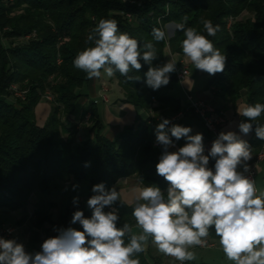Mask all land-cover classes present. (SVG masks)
Listing matches in <instances>:
<instances>
[{
    "label": "trees",
    "instance_id": "1",
    "mask_svg": "<svg viewBox=\"0 0 264 264\" xmlns=\"http://www.w3.org/2000/svg\"><path fill=\"white\" fill-rule=\"evenodd\" d=\"M246 12L252 17L239 21ZM101 19L115 20L119 31L135 38L141 50L149 41L156 48L157 58L151 65L141 60L142 68L128 73L139 79L128 80L119 72L113 76L125 94V102L135 108L167 116L182 111L181 100L172 94L178 82L176 74L171 73L170 82L158 90L147 86L145 74L150 66L165 64L166 47L183 55V32L176 28L171 38L166 35L164 41L156 42L152 30L166 32L168 25L185 22L186 28L207 35L202 20L219 25L216 35L208 39L226 56L224 71L211 75L206 89L215 99L233 106L241 103L244 95L246 105L264 104V0H140L135 4L130 0H0V212L27 210L32 196L41 194L33 219L37 228L50 226L48 238L57 236L58 229L69 228L78 210L85 218L91 217L83 207L67 201L55 221L59 206L53 202L52 193L58 184L88 183L90 197L96 194L94 185L103 183L110 190L121 179L132 177L144 187H159L165 194L168 188L156 172L162 153L156 143L157 117H150L143 126L126 127L115 140H109L96 103L84 104L95 78L88 79L73 61L80 51L92 46L87 37ZM27 38L30 40L22 42ZM13 85L28 90L26 101L9 102ZM48 92L54 96L55 108L40 126L36 110ZM80 108L84 111L81 115L92 114L88 132L94 134L93 139L88 136L82 143L76 140V127L64 121L77 115ZM241 122L253 124L246 142L256 159L264 141L256 137L255 127L264 125V113L256 121L241 116ZM180 126L192 129L187 122ZM190 135H195L193 130ZM172 140L178 148L187 142L186 138ZM214 164L210 157L209 167L214 168ZM113 207L118 210V227L125 222L135 225L134 205L116 201ZM208 238L219 239L214 229L209 230ZM134 258L140 264H153L145 251Z\"/></svg>",
    "mask_w": 264,
    "mask_h": 264
},
{
    "label": "clouds",
    "instance_id": "2",
    "mask_svg": "<svg viewBox=\"0 0 264 264\" xmlns=\"http://www.w3.org/2000/svg\"><path fill=\"white\" fill-rule=\"evenodd\" d=\"M185 22L176 25L184 35L183 55L195 69L209 75L223 72L226 56L208 39L216 35L219 25L202 20L204 35L196 28H186ZM152 37L156 42L164 41L166 32L153 28ZM87 41L92 46L80 51L73 64L88 79L99 78L101 70L107 77L119 72L128 80L139 79L128 73L139 71L141 60L151 65L157 58L151 41L141 50L135 38L119 31L115 20L101 19ZM175 66L174 59L162 66H150L145 74L147 86L153 90L166 86ZM262 113L261 103L238 109L248 121H256ZM169 124L163 119L156 128V143L162 148L156 172L168 188L166 194L154 185L133 189L135 226L128 222L117 226L119 215L113 205L121 200V193L115 187L106 190L103 183L97 184L92 188L96 194L87 200L91 217L85 218L79 210L72 216L71 223L78 222L83 231L58 229L59 234L45 239L35 253L27 252L15 239L0 237V264H140L134 257L145 251L149 241L160 253L184 264L196 259L189 249L205 246L210 229H214L231 264H264V192L257 194L255 182L246 175L252 159L249 144L234 131H222L205 155L202 134L190 135V127L169 128ZM238 127L244 135L253 131L251 122H241ZM255 135L264 141V125H256ZM173 137L186 138L187 142L169 151L174 147ZM210 157L214 168L209 167ZM77 201L74 198L73 202ZM106 207L110 208L107 212Z\"/></svg>",
    "mask_w": 264,
    "mask_h": 264
},
{
    "label": "crops",
    "instance_id": "3",
    "mask_svg": "<svg viewBox=\"0 0 264 264\" xmlns=\"http://www.w3.org/2000/svg\"><path fill=\"white\" fill-rule=\"evenodd\" d=\"M175 30L176 25L174 24L173 26H170V28H168V31L166 32L168 39L174 35ZM170 59H174L176 61V70L173 72L174 74L185 66H188L190 69V76L181 82L178 81L176 84V86H178L181 91L179 97L174 95V90L172 91V94L175 97L179 98L182 104L187 103V96L189 94H192L204 101H212L217 108L225 113L227 117V124L223 128V132L234 131L238 136H240L241 139L245 141L249 140L251 136L249 134L244 135L243 133H241L238 127L239 117H241L238 114V109L246 106L247 95H244L243 101L237 106L226 104L220 99H215L212 92L206 89L208 80L212 77L211 75L205 76L203 75L202 71L197 69L198 75H202L206 79V83H199L197 78L192 77V70L194 65L190 61H188L184 55L172 52V50L168 46L165 49V63H167ZM101 72V76L99 78H95L94 82H92L89 90V98L85 100L84 104L86 103L87 105L90 102L96 103L100 111L101 121L104 125V134L109 140H115L126 127L143 126L150 118V114L146 110L137 109L133 105L126 103L125 94L114 77H107L103 73V71ZM106 85H109L108 93H105L103 90V86ZM104 96L106 99H104ZM38 108L39 106L37 107V110ZM37 110L36 115L38 112ZM82 112L84 111L82 108H80L78 110V114L75 117L79 118ZM140 121L143 122V124L139 123ZM44 122H42V124ZM184 122L191 124L192 130L195 134L200 133L203 135L205 151L206 153H208L216 137L210 134L205 129L202 122L196 117L188 116V118ZM88 131L89 130L86 129L83 132V137L86 139L88 136H90V138L93 139L94 134L89 133ZM178 149L179 148L174 145V147H171L169 151H176ZM254 163L255 156H252V159L248 161L250 170L254 167ZM260 176H263L264 178V164L260 167V172L257 178H259ZM76 184L77 183H75L74 181H70L66 184H63L64 190H61L60 188L56 189L52 193L53 202H55L61 209L65 202L71 201L74 206H81L86 211L92 212V210L87 206V201H85L90 198V191L88 196L84 193L79 194L76 188ZM113 187H115L116 190L121 193V202L133 206V189L138 187L142 188L144 186L138 181L137 178L132 177L121 179ZM256 187L258 190L257 194H259L260 192H264V185L262 186V188H260V185H258V179ZM67 188H70L71 190L67 191ZM42 198L43 197L41 196V194H36L27 210L18 212L3 210L0 212V223L15 226L17 234L13 239H15L18 243H22L25 247V250L29 253L40 251L41 245L45 240V235L47 236L45 228H37L34 225V219L32 216V214L38 208L39 201ZM74 198H78V201L76 203L73 202ZM59 215L60 213L56 217L54 216L55 221L59 217ZM71 221L72 219L69 222V227L75 228L80 231V227L76 223H71ZM134 231L138 232L139 229H136L134 227ZM207 240L214 244V247L203 249L199 246H196L190 248L189 250L195 253L196 259L193 261H185L184 264H187L188 262L194 264H231V262L228 261L224 256V253L219 245V239L207 238ZM145 252L147 258L153 264L155 262H158L159 264H181V262L176 261L174 258L160 253L157 248L151 243V241H149Z\"/></svg>",
    "mask_w": 264,
    "mask_h": 264
},
{
    "label": "built area",
    "instance_id": "4",
    "mask_svg": "<svg viewBox=\"0 0 264 264\" xmlns=\"http://www.w3.org/2000/svg\"><path fill=\"white\" fill-rule=\"evenodd\" d=\"M135 4V3H132ZM130 18V16H128ZM176 78L178 81H183L190 76V69L188 66H185L178 70L176 73ZM15 90L18 94V98L25 100L28 95V90H21L19 86L16 85ZM106 93L107 90L104 89ZM45 99L49 102L54 101V96L50 95V92L45 94ZM104 99L105 96H104ZM182 111L178 114L167 116L161 115L158 117L159 122L161 123L163 119H168L170 124L168 127L170 128L172 125H181L188 116L196 117L200 120L205 127V129L212 134L214 137H218L219 133L223 131V128L227 124V117L225 113L216 107V105L211 101H204L192 94L187 96V103L182 104ZM154 114V112H153ZM90 115V114H88ZM88 115H81L78 121L72 120V123L80 126L84 123H88ZM264 148V147H263ZM264 164V155H258L256 157V170L253 173H247L254 182L255 186L257 185V177L260 172V167ZM257 188V187H256ZM258 191V190H257ZM17 234V230L10 224L0 223V237L4 239H13ZM200 248L207 249L214 247L210 241L207 240L205 246H199Z\"/></svg>",
    "mask_w": 264,
    "mask_h": 264
},
{
    "label": "rangeland",
    "instance_id": "5",
    "mask_svg": "<svg viewBox=\"0 0 264 264\" xmlns=\"http://www.w3.org/2000/svg\"><path fill=\"white\" fill-rule=\"evenodd\" d=\"M138 1H140V0H137V2ZM130 2L131 3H136V0H130ZM250 17H252V15L251 14H249V13H244L238 20L239 21H242V20H246V19H248V18H250ZM230 22L232 23V22H234L232 19L230 20ZM170 26H173V24H170V25H168L167 27H166V32L168 31V28H170ZM30 39L29 38H27V39H25V40H23L22 42H27V41H29ZM193 76L192 77H194V78H197V80H198V82L199 83H206L205 81H206V79H205V77H203L202 75L201 76H199L198 75V72H197V69H195L194 67H193ZM15 87H16V85H13L12 87H11V92H12V95L13 96H11L8 100H9V102H15V101H26V99L25 100H22V99H20V98H18V94H17V92H16V90H15ZM104 89H106L107 90V92L106 93H108V91H109V85H106V86H103V90ZM180 93H181V91H180V89H179V87L178 86H176L175 87V89H174V95L175 96H177V97H179V95H180ZM50 95H52L51 93H50ZM54 108H55V106L53 105V101L52 102H49L48 100H46L45 99V95H43V99H42V102L39 104V108H38V112H37V122H38V124L40 125V126H44L45 125V123L47 122V120L49 119V117L51 116V114L53 113V111H54ZM149 112V114H150V117L151 118H156L157 117V119H158V117L159 116H161V115H163L162 113H156L155 111H148ZM153 112H154V114H153ZM88 114H90V113H88ZM76 116V115H75ZM75 116H69V117H67V118H64V121H66V122H68L69 124H71L72 126H75L76 127V130H77V135H76V140H77V142L78 143H82L84 140H85V138L83 137V132L86 130V129H88L89 130V128H91L92 127V122H90L91 120H92V114H90V118L88 119V123H84L83 125H80V126H78V125H76V124H74V123H72V120H76V121H78V119L80 118H76ZM74 118V119H73ZM45 121V122H44ZM42 122H44L43 124H42ZM139 123H141V124H143V122H139ZM140 124V125H141ZM260 154V153H259ZM258 154V155H259ZM255 163H256V159H255ZM254 163V164H255ZM258 179V185H260V188H262V186L264 185V178H263V176H260L259 178H257ZM86 186V187H85ZM58 187L61 189V190H64V187H63V184L61 185V184H58ZM76 188H77V190H78V193L79 194H86L87 196L89 195V191H90V186H89V184L88 183H77L76 184ZM68 190H71L70 188L68 189L67 188V191ZM38 194V193H37ZM39 195V194H38ZM35 196V195H34ZM34 196H32V200H33V198H34ZM45 196L46 197H49V194H45ZM49 199V198H48ZM85 201H87V200H85ZM71 204H72V202L71 201H69ZM110 210V208H108V207H106L105 209H104V211H109ZM60 213V207H58V210H56L55 212H54V216L56 217L58 214ZM90 215H92V212H90ZM32 216H34V213L32 214ZM53 216V217H54ZM58 219V218H57ZM56 219V220H57ZM79 227H81L82 225H80L78 222L76 223ZM13 226V225H12ZM13 227H15V226H13ZM45 228V231L47 230V229H49L50 228V226L49 225H47L46 227H44ZM47 233V232H46ZM48 237L45 235V239H47Z\"/></svg>",
    "mask_w": 264,
    "mask_h": 264
},
{
    "label": "bare ground",
    "instance_id": "6",
    "mask_svg": "<svg viewBox=\"0 0 264 264\" xmlns=\"http://www.w3.org/2000/svg\"><path fill=\"white\" fill-rule=\"evenodd\" d=\"M131 1H132V0H131ZM136 3H137V0H136ZM137 5H138V4H137ZM86 115H88V114H86ZM89 118H90V115H88V119H89ZM259 155H264V148H262V151L260 152ZM255 170H256V163H255L254 167L250 170L249 173H253Z\"/></svg>",
    "mask_w": 264,
    "mask_h": 264
}]
</instances>
